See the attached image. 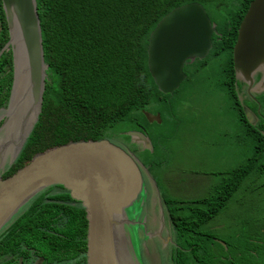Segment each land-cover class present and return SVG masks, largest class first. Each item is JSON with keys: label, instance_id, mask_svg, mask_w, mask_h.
Here are the masks:
<instances>
[{"label": "trees", "instance_id": "trees-1", "mask_svg": "<svg viewBox=\"0 0 264 264\" xmlns=\"http://www.w3.org/2000/svg\"><path fill=\"white\" fill-rule=\"evenodd\" d=\"M36 1L44 60L48 65L45 88L38 119L21 152L3 177L14 173L36 153L70 141L108 139L116 142L121 137L129 142L131 137L125 132L137 129L138 123L149 133L155 131V125L158 142L166 139L163 127L171 120L176 121L170 103L180 86L172 94L158 89L147 65L148 38L160 19L173 8L199 2L216 24L218 33L213 35L211 54L198 65L190 63L183 68L186 79L181 85L190 86L195 84L194 80L204 79L206 71H211L218 79L222 75L223 85L216 89L222 91L220 89L224 86L222 92L230 95L234 113L231 118L233 123L226 135L228 139H236L238 134H249L255 150L254 157L243 166L221 170V178L212 191L195 198V203L190 202L195 204L193 207L184 206V201L164 194L178 243L184 247L175 248L171 262L264 264V235L260 236L264 231L260 229L259 221H253L251 228L248 225L252 222L242 223V227L248 231L241 229L237 241L234 240L235 236L232 241L223 240V244L214 242V246L204 232L208 222L226 209L240 187L243 190L264 187V179L258 181L259 175L264 174V135L248 122L233 83L232 47L239 23L251 0ZM8 39V26L0 0V113L8 105L13 81L12 52L10 49L2 50ZM202 68L203 77L194 79L197 77L194 72ZM193 92L192 89L191 94ZM152 107L161 112L162 124L147 121L143 110H151ZM153 137L151 135L152 140ZM153 145L154 151L158 150L155 142ZM143 154L146 158L143 156L142 162L153 173L152 165H159L160 162L154 163L149 149H145ZM256 156H262V159L257 160ZM248 179L251 184L244 187ZM43 197L34 200L39 205L25 211L17 221L1 231L0 264H13L4 255L11 253L19 242L47 240L49 221L32 220L52 217L54 208H69L63 205L57 207V204L46 202ZM47 212L50 214H45ZM84 214L83 210L82 215L73 217H84ZM86 229L87 221H71L66 233L85 237Z\"/></svg>", "mask_w": 264, "mask_h": 264}, {"label": "water", "instance_id": "water-1", "mask_svg": "<svg viewBox=\"0 0 264 264\" xmlns=\"http://www.w3.org/2000/svg\"><path fill=\"white\" fill-rule=\"evenodd\" d=\"M1 2L9 33L2 50L12 52L13 81L0 125V232L38 192L61 185L86 210L88 264H142L127 233V227L136 223L127 210L133 212L136 203L144 200L143 172L154 188L157 184L133 152L108 139L70 141L36 153L3 177L38 119L48 65L37 1ZM214 33H218L216 24L196 1L177 6L160 19L148 38L147 65L161 92L172 94L181 85L186 78L184 64L207 56ZM232 56L240 83L252 86L258 77L257 83L264 87V0L250 1L237 30ZM236 91L248 122L256 124L257 115L244 103L239 87ZM144 115L150 122H161L160 113L144 111ZM125 133L152 149L144 133Z\"/></svg>", "mask_w": 264, "mask_h": 264}, {"label": "rangeland", "instance_id": "rangeland-1", "mask_svg": "<svg viewBox=\"0 0 264 264\" xmlns=\"http://www.w3.org/2000/svg\"><path fill=\"white\" fill-rule=\"evenodd\" d=\"M206 68L210 67L207 66ZM203 70L204 68H202L201 71H195L194 73L197 77L194 79L203 77ZM205 75L206 77L202 80H194L195 84H191L190 86H186L185 84L180 85L170 103L172 108L171 112H173L176 121L171 120L169 122L170 124L163 127V136L166 139L158 142L157 136L153 137L158 150L154 153L151 152V158L154 163L160 162V164H150L152 165L151 171H153V173L150 172L149 169L148 170L150 176H156L160 184L161 192H163L160 194L162 197L165 196L164 194H168L178 201H184V199H190V202L195 201V198L198 196H203L212 191V187H214L216 182L221 178V170L228 171V169L231 170L241 167L247 163L249 159L254 157L255 144L249 134L242 136L238 134L236 139H228L226 135L227 130H230V125L233 123L231 118L234 117V113L231 110L230 95L222 92L225 90L224 86V90L222 88L220 89L222 91L216 89L219 85H223V81L221 80L222 75L220 79L217 78V75L211 73V71H206ZM184 86L186 87L184 88ZM192 89L194 92L191 94ZM184 96L188 98V108L186 109L188 113L183 107ZM6 109L4 112L0 113V123L6 116ZM122 141L124 140L121 137H118L116 140V142ZM140 155L146 158L145 154L140 153ZM256 159L261 160L262 156H256ZM197 164L201 166H197ZM186 165H190V168L195 169L194 173L197 174V177L196 179L190 178L186 183H183L184 171L182 172V169H184V167L186 168ZM146 167L148 168V166ZM177 169L180 170V174H178ZM169 170L172 173L168 176L171 177L173 181H178L172 188L173 194H171V190L160 176L161 173L165 175ZM204 171L206 174H204ZM259 176L260 179H258V181L264 179V174H260ZM145 177L147 176L145 175ZM147 178L150 181H148L151 186L150 190H152L150 193L152 194V204L149 207V221H147V225L149 223L151 227H155L159 214L158 208L153 209L155 203H157V191L153 188V182L150 177L148 176ZM252 179L253 177H251V180ZM248 180L244 183V187L251 184V180ZM240 188L228 202L226 209L222 210L214 219L217 220L215 223L223 224V231L219 229L220 231L226 234V230L229 231V234L231 231L230 235H225V239H229L230 241H232L235 236L236 238L234 240L237 241L241 229L244 228L242 227V223L247 222L248 224L252 222L248 225L249 228L253 225V221H227L228 218L234 215L239 217L242 216V213L238 212L241 211V203H257L254 211L258 214L263 212L261 207L264 206V187L249 188L248 190H240ZM146 205V200H143L140 209L132 212L131 217L146 218ZM194 205L195 204H192L191 206L193 207ZM263 220L264 216L258 222L262 227L264 226ZM244 229L246 230V228ZM141 230L142 227L139 226L135 229V233L138 232L140 234ZM262 235H264V233H261L260 236ZM132 242L135 247V252L142 264H149V261L150 264H171V256L174 255V252L163 249L164 247L162 248L163 251L158 252V248L155 247L154 241H149L147 242L149 251L148 261V259L146 260V258L143 257L139 249L141 239L135 237L134 231ZM181 248L184 247L181 246Z\"/></svg>", "mask_w": 264, "mask_h": 264}, {"label": "flooded vegetation", "instance_id": "flooded-vegetation-1", "mask_svg": "<svg viewBox=\"0 0 264 264\" xmlns=\"http://www.w3.org/2000/svg\"><path fill=\"white\" fill-rule=\"evenodd\" d=\"M239 10H241V9H239ZM236 13H237V15H240V14H238L239 11H236ZM245 13H244V15H245ZM216 29H217V27H216ZM214 34H217V33H214ZM214 34H212L211 39H213ZM236 39H237V37H236ZM233 47H234V45H233ZM233 47H232V55H233ZM212 48H213V41H212ZM212 48L209 50L206 57H208L211 54ZM204 59H205V57L201 58V59L195 58V60H193V61L188 60L184 64V68L186 65H189L190 63L192 65L194 63H195V65H198L199 63L203 62ZM232 62H233V56H232ZM234 73H235V70H234ZM185 74H186V72H185ZM255 79L256 80L252 86H249L246 83H240L236 79V77H235L233 83H234L235 90L237 87H239L240 91H242V93L244 94V98H245L244 103L257 115L258 122L256 124H251V123L250 124L254 126L255 130H259L264 135V97H263L264 96V87L260 86L261 84L257 83L258 77H255ZM254 88L255 89L258 88V89H256L257 91H255ZM237 96H238V93H237ZM183 103H184L183 107L185 108V111H186V109L188 108L187 96L184 97ZM240 105L242 106L241 102H240ZM242 108H243V106H242ZM144 111H149L152 114L160 113V117H161V112L157 111V110H153V107L151 108V110H143V114H144ZM186 112L188 113V111H186ZM189 116H190V114H189ZM147 121L149 123H152V124L158 123L156 120L150 122L147 119ZM162 122H163V120L161 117V122L158 124H162ZM153 128L155 129V131H153L152 133H149V131H147L142 124L138 123L137 129H133L135 131H139V132L144 133L150 139L152 149L151 150L149 149V150L152 153L155 151L153 148L154 142L151 138V135L152 136L157 135V127L154 125ZM111 142H113V141H111ZM113 143H115V142H113ZM115 144H117V143H115ZM117 145L121 146L122 148H124L127 151L133 152L140 159V161H142V157H143V155H140V153H143V152H145V149H148L142 143L134 142L133 140H130L129 142L124 141V142L118 143ZM197 166H201V165L197 164ZM183 171H184L183 183H186L187 180L190 178L196 179L197 174L194 173L195 169L190 168V165H186V168L184 167V169H182V172ZM177 172H178V174H180L179 169H177ZM170 173H172V172L169 170V172H167L165 175L163 173H161L160 176H161V179L163 180V182L171 190V194H173L172 188L174 185H176V183L178 181H173L172 178L168 176ZM143 174H144V182L146 185V195L144 196V201L146 200V202H147V205L145 206L146 218L142 219L141 217L140 218L131 217V214H132L131 210L130 209L127 210L128 214L131 213L129 215V217H131V219L134 222H136V223H134V225H129L127 227V233L131 238H133V231H134L135 237L137 239H141L139 249L142 252L143 257H145L146 260L148 259V261H149V258H148L149 251H148V247H147V242L154 241V245L156 248H158V252L163 251V249H168V251L174 252L175 248L181 247V245L178 243V239L176 237V232H175V228H174V221L171 220V217L167 211L168 210L167 204L164 201V197L160 196V194L163 192H161L160 184L158 183L156 176L155 177L152 176V177L156 181L157 187H155V188L153 186L152 187L156 191L158 188L157 195H156L158 199L156 198L157 203H155V207L153 209L158 208L159 214L157 217V224L155 227H151L150 226L151 224H149V223L147 225V221H149L148 220V218H149L148 217L149 207L152 204V194H150L152 190H150L151 186L149 184L150 181L147 178L148 176L144 172H143ZM204 174H206L205 171H204ZM145 175L147 177H145ZM241 189H243V188L241 187L240 190ZM42 195L44 196L43 198L46 202L57 204L58 205L57 207L63 205V206H68L69 208H65V209H64V207L54 208V210L52 211V217H47V218H43V219L36 218L35 220H32V221H49L50 226L46 227V230L49 233L47 240L46 241L43 240L41 242L35 241L34 243H32V242L24 243L23 241L19 242L18 244H16V246L14 247V250L11 251V253L4 255L5 259H7L8 261H11L13 264H88L86 236L84 237L81 234L80 235H78V234L74 235V234L66 233L67 230L69 229V225L71 224V221H87L86 210L82 207L80 202L73 200L71 198L70 191L61 185H54V186L46 187L45 189L38 192L33 198H31L14 215V217L10 220V222L7 224V226L5 228H7L13 221H17L18 217L21 214H23L25 211H27L28 209H30L34 206L39 205V203H36L34 200L39 199ZM153 198H155V197H153ZM192 202H194V201H192ZM33 204H35V205H33ZM141 204L139 203V205H138V202H137L135 207H133V210L136 211L137 209H140ZM256 204L257 203H252V202H247L244 204L241 203V211H238V212L242 213V216L239 217V216L234 215L233 217L228 218L227 221H259L264 216V206H262V204L260 203L262 206L261 208L263 209V212L258 214L254 211V209H256ZM191 205L192 204H190V199H184V206H191ZM83 210L85 213L84 214L85 218L84 217H73V215H76V216L82 215ZM160 210H162L163 219L161 218ZM39 211L45 212L43 210H39ZM45 214H50V213L47 212ZM161 219H162V221H161ZM214 219L211 220V222H209L207 224L206 229H205L206 231H204L205 234L208 237H210L211 245H213V246H214V242L223 244V242H224L223 240H227V239H225V235L227 236V235L231 234V231L229 234L228 230H226L227 234L223 233L222 232L223 231V224L215 223V221H217V220H214ZM139 226L142 227L140 234L138 232L135 233V229L138 228ZM41 227H43V226H41ZM219 229H222V231H220ZM260 229L262 231H264V228L262 226ZM86 232H87V229H86ZM42 237H44V235H42ZM48 238H49V240H48ZM249 239L252 240L251 237ZM254 241L262 242V240H260V239H255ZM171 261H172V258H171ZM149 264H150V261H149ZM171 264H172V262H171Z\"/></svg>", "mask_w": 264, "mask_h": 264}, {"label": "bare ground", "instance_id": "bare-ground-1", "mask_svg": "<svg viewBox=\"0 0 264 264\" xmlns=\"http://www.w3.org/2000/svg\"><path fill=\"white\" fill-rule=\"evenodd\" d=\"M0 117H1V115H0Z\"/></svg>", "mask_w": 264, "mask_h": 264}]
</instances>
